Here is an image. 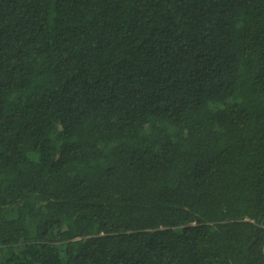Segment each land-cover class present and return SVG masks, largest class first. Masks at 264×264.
I'll use <instances>...</instances> for the list:
<instances>
[{"label": "trees", "instance_id": "trees-1", "mask_svg": "<svg viewBox=\"0 0 264 264\" xmlns=\"http://www.w3.org/2000/svg\"><path fill=\"white\" fill-rule=\"evenodd\" d=\"M0 264H264V0H0Z\"/></svg>", "mask_w": 264, "mask_h": 264}]
</instances>
